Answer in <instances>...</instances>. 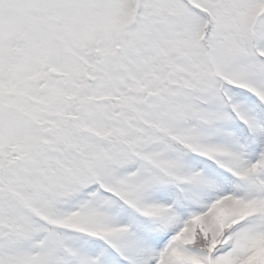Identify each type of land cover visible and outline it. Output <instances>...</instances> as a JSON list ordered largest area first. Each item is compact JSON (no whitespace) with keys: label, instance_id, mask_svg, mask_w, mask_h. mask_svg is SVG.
Wrapping results in <instances>:
<instances>
[{"label":"snow or ice","instance_id":"6c2138e0","mask_svg":"<svg viewBox=\"0 0 264 264\" xmlns=\"http://www.w3.org/2000/svg\"><path fill=\"white\" fill-rule=\"evenodd\" d=\"M0 264H264V0H0Z\"/></svg>","mask_w":264,"mask_h":264}]
</instances>
